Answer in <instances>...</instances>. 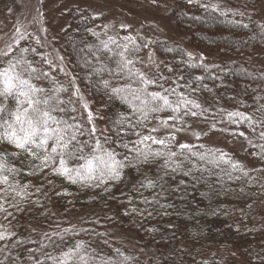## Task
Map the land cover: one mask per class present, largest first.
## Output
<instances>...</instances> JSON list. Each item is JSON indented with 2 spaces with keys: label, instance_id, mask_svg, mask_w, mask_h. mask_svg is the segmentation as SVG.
Segmentation results:
<instances>
[{
  "label": "trees",
  "instance_id": "16d2710c",
  "mask_svg": "<svg viewBox=\"0 0 264 264\" xmlns=\"http://www.w3.org/2000/svg\"><path fill=\"white\" fill-rule=\"evenodd\" d=\"M259 1L156 0L183 35L182 47L122 32L101 37L93 31L97 18L87 12L73 13L71 31L63 37L68 70L99 115L96 136L104 150L115 152L116 159L126 166L119 180L105 178L106 182H101L97 175L94 180L72 183L54 172L58 160L43 167L41 159L0 139V156L6 161L0 175L9 177L7 183H0V232L7 237L0 240V264H55L49 257L62 258L63 252L77 245L82 246L79 251L87 264H264V67L258 62L264 57V23L257 18ZM124 44L139 49L135 56L128 57L134 61L129 68L157 80L146 86L148 92H163V85L164 89H175L170 99L176 100L182 94L201 107L189 105L179 113L169 109L149 113L145 118L134 111V104L119 97L110 99L113 87L130 83L133 90L145 87L134 83L135 77L130 80L127 71L119 74L117 46ZM188 48L214 55L217 64H194L186 52ZM147 52L156 54L158 62H147ZM20 57L48 72L36 44L21 45L12 48L9 56L1 55L0 70L8 66L9 59ZM50 76L57 83L44 80L41 86L63 85L67 91L61 93L62 99L75 102L57 115L61 119L75 116L85 129L79 139L94 144L95 138L88 135L90 124L70 96L69 81H63L62 75ZM104 81L110 83L107 90ZM4 103L15 107L12 101ZM73 106L75 112L71 111ZM185 111L197 115H184ZM170 116L178 119L169 120ZM120 118H124V130L117 135L113 121ZM164 121L215 134L231 147L242 145L248 165L232 153L206 144L189 145V151L168 139L167 148L151 140L138 143L144 136L154 137L152 126ZM134 147L153 153L172 151L177 156L170 160L167 155L144 159L136 150L130 151ZM222 153H226L224 159H220ZM38 155L42 158L46 153L40 150ZM232 164L242 167L234 169ZM71 166L79 164L73 162ZM75 209L98 212L102 218L113 216L123 231L136 234L146 247L153 246L155 255L142 259L113 246L97 231L94 222H85L80 226L84 230L78 229V233H68L63 227L69 225L65 221L62 228L54 222V212L67 214ZM70 264L83 262L73 257Z\"/></svg>",
  "mask_w": 264,
  "mask_h": 264
},
{
  "label": "snow or ice",
  "instance_id": "6c2138e0",
  "mask_svg": "<svg viewBox=\"0 0 264 264\" xmlns=\"http://www.w3.org/2000/svg\"><path fill=\"white\" fill-rule=\"evenodd\" d=\"M155 2V0H154ZM192 3L193 0H188ZM208 8L209 5H203ZM245 27H247L245 25ZM128 41H132L131 37L125 38ZM39 43V41H37ZM115 44V41H112ZM107 47V44H104ZM120 51L117 55L120 59L117 61V67L120 70L119 74L127 71V75L130 80L135 77L133 81L137 85H144L145 87H136L134 90L131 87V83L127 87H113L111 88L110 99L119 97L126 100L129 103L134 104V111L140 112L145 118L149 113H158L164 110H171L175 113H179L182 109H187L189 105L193 108H200L201 105L194 101L187 100L181 94L176 100L170 99V95H175V89H164L163 85L160 87L163 92H148L146 86L149 84L157 83V80L149 79L143 72H133L129 65H132L134 61L129 59V56H135L139 51L138 48L133 46L128 47V44L122 46L118 45ZM147 47V45H144ZM12 51L11 46H8L7 51L0 52V55L9 56ZM33 51H35L33 49ZM109 51H111L109 49ZM63 58L61 57V60ZM51 65V61H46ZM27 65V67H25ZM152 65H148L151 67ZM63 71V69H61ZM75 78H73L74 80ZM159 79V78H157ZM44 80H52L49 72L32 66L30 61L25 60L23 57L12 61L9 59L8 66L0 70V132L3 133L0 139H6L9 144L14 146L17 150L24 151L33 158L41 159L43 167H47L49 162L55 164L58 160V167L54 168V172L59 175L65 176L72 183L78 181L94 180L99 176L101 182L107 180H119L121 178L122 169L126 166L123 161L116 159V153L113 151L104 150L101 139L96 136L97 128L93 123L94 116L89 109L87 103L83 105L84 109L88 112L87 122L92 125L88 132L89 137L95 138V143H91L89 140L81 141L80 136L85 135V129L80 124L75 116L68 119H61L57 113H64L67 111L66 106L74 105L72 99L64 100L61 97V93L66 92L67 89L63 85L59 87H43L40 82ZM53 85L57 82L52 80ZM105 90L110 87L109 81L103 82ZM127 92L128 95H121ZM79 88L76 86V93L78 95ZM5 101H12L15 103V107L5 105ZM71 111L75 112L76 108L73 106ZM196 116L197 112L188 111L184 112V115ZM232 116L242 115L240 113H232ZM7 117V118H5ZM169 120H176L177 117L170 116ZM245 119H249L245 117ZM124 118H120L113 121V124L117 127V135L123 132ZM137 123H140L139 121ZM167 124V121H164ZM175 126V125H171ZM132 127H135L133 125ZM179 130V129H178ZM155 132L157 129H152ZM139 135V132L135 133ZM243 135V133H241ZM264 136V133H261ZM199 138V137H197ZM171 139H175L174 136ZM151 140L153 143L160 144L165 148L168 147L165 139H155L152 136H144L138 143ZM52 142L51 145L49 142ZM107 138H104V143H107ZM125 148L127 144L123 145ZM50 147V152L48 149ZM181 149H187L191 151V147L188 144H180ZM87 149V154L85 150ZM43 150L46 155L42 158L38 153ZM136 150L137 155L147 159L149 156L159 157L167 155L168 159H172L177 156L176 152H144L138 149H130V151ZM264 151V148H262ZM102 153V154H101ZM7 155V154H4ZM225 154H221L220 159H224ZM127 159V157H125ZM201 160L205 159V155L201 154ZM73 162L79 164V167L71 166ZM232 167L241 168L239 164H232ZM6 168V161L3 156H0V172H3ZM173 171L176 169L173 168ZM8 171H15V169H8ZM247 175V173H245ZM8 175H0V183L8 182ZM154 186V185H149ZM0 210L2 206H0ZM7 237L4 233L0 232V240H4ZM81 245H77L75 249H70L67 252L62 253V258H53L55 264H70L73 257H78L83 264H87L85 256L79 251ZM39 264V262H38Z\"/></svg>",
  "mask_w": 264,
  "mask_h": 264
},
{
  "label": "rangeland",
  "instance_id": "374dc122",
  "mask_svg": "<svg viewBox=\"0 0 264 264\" xmlns=\"http://www.w3.org/2000/svg\"><path fill=\"white\" fill-rule=\"evenodd\" d=\"M147 1L148 3L134 5L122 0H0V52L7 51L9 45L11 48H18L25 44H36L44 58L47 71L50 74L62 75L65 77L63 81H69L70 96L76 101L82 114L80 115H84L87 120L88 112L83 107L87 103L94 116L93 123L98 127L100 118L96 114L93 103L88 94L81 90L76 79L73 80V74L68 70L69 62L63 51V37L71 31L73 13L79 15L87 12L98 19L93 31L101 37L115 36L122 32L128 36H142L149 41L183 45V35L168 19L167 9L156 4V0L155 2ZM256 10L259 22L264 23V0L259 1ZM77 46L79 47V44ZM186 52L194 64L211 67L218 62L214 55L189 48ZM145 60L151 63L158 62V57L152 52H147ZM46 61H51V65ZM258 62L264 67V57H261ZM76 86L79 88L78 95L75 94ZM171 125L174 124H154L152 129H157L153 132L154 138L168 139L176 146L206 144L222 152H230L237 160L239 159L238 161L248 165L242 145L231 147V143H223L218 136L205 134L206 132L202 129ZM172 136L175 137L174 140L171 139ZM112 217L102 218L98 212L87 211V209H75L67 214L54 212V222L59 223V227L62 228V221L69 223V225L63 224L68 233H78L79 230H84L80 226L85 222H94L98 224L97 231L113 246L132 251L142 259L150 254L155 255L153 246L148 248L136 234L123 231L119 221ZM62 230L64 232V229Z\"/></svg>",
  "mask_w": 264,
  "mask_h": 264
}]
</instances>
